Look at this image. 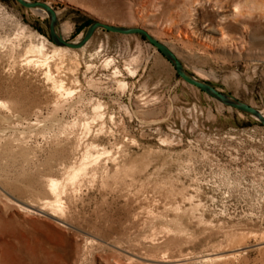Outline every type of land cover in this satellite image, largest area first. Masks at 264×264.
Listing matches in <instances>:
<instances>
[{"label": "rangeland", "instance_id": "obj_1", "mask_svg": "<svg viewBox=\"0 0 264 264\" xmlns=\"http://www.w3.org/2000/svg\"><path fill=\"white\" fill-rule=\"evenodd\" d=\"M39 1L65 40L142 28L264 110V0ZM53 46L47 12L0 0V264H264V124L139 33Z\"/></svg>", "mask_w": 264, "mask_h": 264}, {"label": "water", "instance_id": "obj_2", "mask_svg": "<svg viewBox=\"0 0 264 264\" xmlns=\"http://www.w3.org/2000/svg\"><path fill=\"white\" fill-rule=\"evenodd\" d=\"M19 4L25 6V7H40L44 9L49 17V33L51 36V39L57 44V45H63L71 48H80L83 46L93 35L96 29L98 28H104L110 31L130 34V33H139L144 38H146L152 45H154L157 50L162 54L163 57H165L174 67L177 75L185 82H187L190 85L195 86L199 90L205 92L209 96L213 97L214 99L218 100L219 102L234 107L236 109H239L243 112L249 113L256 117L262 124H264V115H262L259 110L245 102H242L235 97L228 95L217 88H215L213 85L202 81L195 76L191 75L189 72H187L181 62V60L177 57V55L163 42L157 40L155 37H153L151 34H149L146 30L134 27V26H121L117 24H111L107 22H102L95 20L92 23L88 25L86 28L83 36L77 41H68L65 40L57 35L55 32V24L57 23V16L55 10L46 2L44 1H28V0H16Z\"/></svg>", "mask_w": 264, "mask_h": 264}, {"label": "bare ground", "instance_id": "obj_3", "mask_svg": "<svg viewBox=\"0 0 264 264\" xmlns=\"http://www.w3.org/2000/svg\"><path fill=\"white\" fill-rule=\"evenodd\" d=\"M40 11L43 13V12H46L44 9H42V8H40ZM149 31V30H148ZM55 32L57 33V35L59 36V37H61V38H63V39H65L66 38V28L65 27H63V25L62 26H58V23H56L55 24ZM150 32V31H149ZM154 37V36H153ZM80 39V35L77 37V39L75 40V41H73V42H77L78 40ZM165 44V43H164ZM166 45V44H165ZM36 47V46H35ZM83 47V46H82ZM169 47V46H168ZM37 49H38V51H39V54H41V56H42V54H43V51H44V44L43 43H41V45L40 46H37ZM171 49V48H170ZM66 50H68L67 49V46L66 47H62V46H53V49H52V55L54 56V54H58V53H60V52H63V51H66ZM173 51V50H172ZM65 53V52H64ZM175 53V52H174ZM46 54V53H45ZM50 54V53H49ZM61 55V54H60ZM47 57H49V56H46V57H44V59L43 60H46V59H48ZM52 57V56H51ZM50 57V58H51ZM60 58V57H59ZM40 59V58H39ZM32 60L33 59H31V58H29L28 59V62H32ZM50 60V59H49ZM52 60V59H51ZM35 61V60H34ZM33 61V62H34ZM61 61V60H60ZM47 60H46V65H47V70H46V75L47 76H50L51 75V71H50V66L47 64ZM39 63V62H38ZM44 63V62H43ZM60 63V62H59ZM63 63V62H62ZM41 64V63H40ZM54 64V63H53ZM57 64H58V62H57ZM46 65H44V66H46ZM56 65V64H55ZM40 66V65H39ZM58 66V65H57ZM57 66H55V67H57ZM60 66V65H59ZM54 67V68H55ZM56 70V69H55ZM54 75V74H53ZM52 75V76H53ZM51 77V76H50ZM56 77V76H55ZM51 78H53V77H51ZM49 81V80H48ZM53 81V80H52ZM60 81V80H59ZM52 84H54L53 86H55V88L56 87H58V88H61L62 87V85H61V83H57V81H53V83ZM62 89V88H61ZM72 90L71 89H68L66 92L67 93H70ZM56 92V91H55ZM64 93V92H63ZM100 106V105H99ZM97 108V107H96ZM99 110V109H98ZM259 112L262 114V115H264V110H259ZM83 166V165H82ZM83 167H78V170H81ZM77 170V169H76ZM78 170H77V172H78ZM75 171H74V175H75ZM49 187H50V190L53 192V193H57V187H58V180H56V179H51L50 180V182H49ZM46 203H50L51 205H53L54 207H60V202H59V196H57L55 199H53L52 201H46ZM145 233V232H144ZM142 233L143 235L141 236L144 240H154L156 237H157V231H155V230H153L152 232L150 231L149 233ZM114 264H123V263H121L120 261H114Z\"/></svg>", "mask_w": 264, "mask_h": 264}]
</instances>
